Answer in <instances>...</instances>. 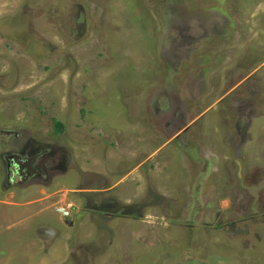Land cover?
<instances>
[{
    "label": "rangeland",
    "instance_id": "374dc122",
    "mask_svg": "<svg viewBox=\"0 0 264 264\" xmlns=\"http://www.w3.org/2000/svg\"><path fill=\"white\" fill-rule=\"evenodd\" d=\"M0 264H264V0H0Z\"/></svg>",
    "mask_w": 264,
    "mask_h": 264
},
{
    "label": "flooded vegetation",
    "instance_id": "af4514ba",
    "mask_svg": "<svg viewBox=\"0 0 264 264\" xmlns=\"http://www.w3.org/2000/svg\"><path fill=\"white\" fill-rule=\"evenodd\" d=\"M20 155L21 154H11V156L9 157L10 159H9V164H8V166H10V165H13V167H14V174H15V176L14 177H12L11 176V172L9 171V170H7V169H5L4 167H3V175H4V180H3V184H5V179H11V180H15L16 182H15V184H17V185H21V184H23V176H22V173L20 172V163L21 162H24L25 164H27V162H25V161H19V157H20ZM23 156V157H22ZM24 154H22L21 155V157H22V159L24 158ZM29 157H25V159H28ZM1 161H2V166H6V162H4L3 161V156L1 157ZM48 169H51V170H49V171H51V172H53L54 171V169H55V166L54 167H47V170ZM48 172H45V169H43L42 170V172H41V174H47ZM34 176H36V177H34V178H41L42 176H38V175H34ZM32 178H33V175L31 176ZM12 182V181H11ZM87 198H89V200H91V197H87ZM91 201H93L92 203L95 205V207H97V208H94V207H90V208H93L92 210H90L91 211V218L94 216V215H98L99 217H101V218H105V219H107V220H111V219H113V218H115V217H123V216H125V215H128V214H130L127 210H125L126 208H123V207H119L118 205V203H111V202H109L110 200L108 199H106V200H103V202L101 203V204H96V201L93 199V200H91ZM99 210V211H106V210H109L110 211V213H105V214H97V212H99V211H96V210ZM113 213H120V214H122V215H119V216H117V215H113ZM133 219H137V218H134L133 217Z\"/></svg>",
    "mask_w": 264,
    "mask_h": 264
},
{
    "label": "water",
    "instance_id": "95a60500",
    "mask_svg": "<svg viewBox=\"0 0 264 264\" xmlns=\"http://www.w3.org/2000/svg\"><path fill=\"white\" fill-rule=\"evenodd\" d=\"M58 210H59V212H61L63 214V217H65L67 215V213L66 212H63L62 209H58Z\"/></svg>",
    "mask_w": 264,
    "mask_h": 264
},
{
    "label": "trees",
    "instance_id": "16d2710c",
    "mask_svg": "<svg viewBox=\"0 0 264 264\" xmlns=\"http://www.w3.org/2000/svg\"><path fill=\"white\" fill-rule=\"evenodd\" d=\"M56 126H57L58 128H61V127H62V125H61V124H58V123H56Z\"/></svg>",
    "mask_w": 264,
    "mask_h": 264
}]
</instances>
